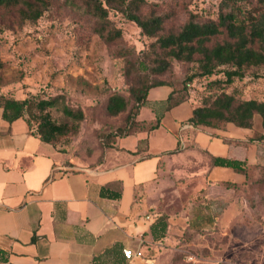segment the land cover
<instances>
[{"label": "rangeland", "instance_id": "374dc122", "mask_svg": "<svg viewBox=\"0 0 264 264\" xmlns=\"http://www.w3.org/2000/svg\"><path fill=\"white\" fill-rule=\"evenodd\" d=\"M86 1L45 0L42 14L34 21H21L15 9H0V59L4 63L0 91L29 99L25 117L32 126L44 115L57 123L70 122L60 110V102L41 108V99L59 94L70 107L82 109L84 118L77 130L56 140L59 150L74 160L90 155L123 123L126 110L117 115L107 113L108 96L120 94L129 107L134 88L142 83L169 82L176 88L184 87L198 101L204 94L220 90L238 98L264 99V77L251 76L249 71L227 86L213 82L222 78L220 71L185 83V78L197 71V60L168 57V69L154 73L146 65L154 64L157 54L165 56L150 44L155 38L143 35L134 22L116 10V2L101 0L108 12L106 24L120 32L106 42L96 33L100 22L87 10ZM145 1L142 12L168 15L160 33L177 31L189 14L198 20L215 18L221 5V0ZM259 124L255 115L254 126ZM234 127L243 135L249 134L248 128ZM158 134L156 142L162 143L161 148L178 145L183 150L182 133L165 139ZM256 153V167L239 188L207 187L203 153L200 159L182 156L172 160L152 191L143 194L148 212L165 215L169 225L166 242L149 247L144 263L264 264V140L257 142ZM230 155L235 153L230 150ZM199 167L204 168L203 174L190 175ZM227 206L230 210L224 212ZM220 213L219 225L208 222V216Z\"/></svg>", "mask_w": 264, "mask_h": 264}, {"label": "crops", "instance_id": "0c3cea01", "mask_svg": "<svg viewBox=\"0 0 264 264\" xmlns=\"http://www.w3.org/2000/svg\"><path fill=\"white\" fill-rule=\"evenodd\" d=\"M170 91L166 84L150 87L137 114L136 119L147 122L160 114L157 127L116 136L110 146L98 145L82 160L42 141L24 117L7 122L0 108V251L7 254V262L0 264H91L94 255L114 243L141 254L126 264H145V251L159 243L149 229L156 216L148 212L143 194L152 191L172 160L200 159L206 151L258 162L257 142L249 138L261 124L255 127L253 119L247 135L231 122L217 129L194 127L187 119L197 99L190 94L164 109ZM158 133L164 139L182 133L183 150L170 152L178 145L161 148ZM205 170L207 187L245 180L229 167ZM203 171L199 167L190 175ZM222 215L212 223L219 225Z\"/></svg>", "mask_w": 264, "mask_h": 264}, {"label": "trees", "instance_id": "16d2710c", "mask_svg": "<svg viewBox=\"0 0 264 264\" xmlns=\"http://www.w3.org/2000/svg\"><path fill=\"white\" fill-rule=\"evenodd\" d=\"M106 1L107 4L116 2V10L134 22L143 35L155 38L150 44L159 49L161 53H165V56L161 57L160 54H157L155 63L150 62V65H146V67H152L154 73H162L167 70L169 66L167 58L170 57L184 61L197 60V71L185 78V83L190 82L196 76H210L219 71L222 78L213 80L219 86H227L235 79L244 78L248 71L251 76L264 77V0H256L253 4L246 2V0H221L215 18L198 20L194 18L193 14H189L177 31L164 33H160V31L168 15L142 12V7L146 5L145 0ZM44 2L45 0H0V9H15L21 21H34L42 14ZM86 7L100 22L96 26V33L101 38L109 42L115 36L120 35L119 30L112 29L106 24L108 12L101 0H87ZM194 56L196 57L194 58ZM141 61L145 62V59ZM2 66L4 63L0 59V68ZM162 84L171 87V91L164 101V109L178 104L190 95V92L184 87L176 88L173 84L161 80L142 83L134 88L133 103L129 107H127V99L123 96L111 94L105 104L107 113L117 115L125 110L126 113L123 123L115 130L110 131L101 145L110 146L116 136L125 135L137 128L143 127L150 130L157 127L160 122V114H156L155 118L149 122L140 121L136 117L140 107L147 101L148 89ZM58 102L61 103L60 110L70 122L57 123L44 115L36 126H32L25 117L29 99L26 97L17 98L0 91L2 118L11 122L18 117H24L30 129L42 141L57 148V138L69 132H75L78 128V122L84 118L82 109L70 107L59 94L39 100L38 105L45 108ZM255 115L259 116L261 130L255 131L249 141L262 142L264 140V99L238 98L232 92L220 90L215 93L204 94L200 101L197 100L187 122L194 127L211 129L223 128L228 122L238 127L251 128ZM178 149L179 146L170 152ZM201 153L206 156L208 167L215 165L229 167L245 176V180L241 183L219 182L220 185L229 188L241 187L257 163L249 164L245 159L216 156L206 151ZM105 190L106 188H102V194H105ZM214 216H208V222L211 223ZM167 228V217L163 214L156 216L149 226L153 240L157 243H164L167 237ZM0 260L7 262L6 252L0 251ZM126 263L127 260L122 254V246L119 243L104 248L101 253L94 255L91 259V264Z\"/></svg>", "mask_w": 264, "mask_h": 264}, {"label": "built area", "instance_id": "2783aa9c", "mask_svg": "<svg viewBox=\"0 0 264 264\" xmlns=\"http://www.w3.org/2000/svg\"><path fill=\"white\" fill-rule=\"evenodd\" d=\"M122 254H123L124 258L127 260V262H131L132 260H134L136 257H139V255H140L139 252H135L128 247L122 248Z\"/></svg>", "mask_w": 264, "mask_h": 264}]
</instances>
